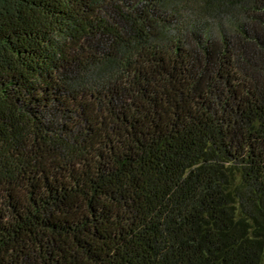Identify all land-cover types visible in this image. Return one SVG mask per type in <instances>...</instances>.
Returning a JSON list of instances; mask_svg holds the SVG:
<instances>
[{
	"label": "trees",
	"instance_id": "16d2710c",
	"mask_svg": "<svg viewBox=\"0 0 264 264\" xmlns=\"http://www.w3.org/2000/svg\"><path fill=\"white\" fill-rule=\"evenodd\" d=\"M0 264H264V0H0Z\"/></svg>",
	"mask_w": 264,
	"mask_h": 264
}]
</instances>
